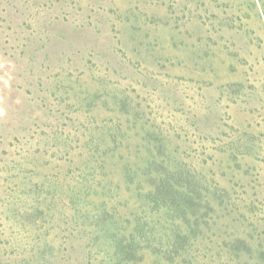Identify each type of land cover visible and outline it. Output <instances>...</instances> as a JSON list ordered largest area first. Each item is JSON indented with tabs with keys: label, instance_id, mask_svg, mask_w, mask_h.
<instances>
[{
	"label": "rangeland",
	"instance_id": "rangeland-1",
	"mask_svg": "<svg viewBox=\"0 0 264 264\" xmlns=\"http://www.w3.org/2000/svg\"><path fill=\"white\" fill-rule=\"evenodd\" d=\"M0 264H264V0H0Z\"/></svg>",
	"mask_w": 264,
	"mask_h": 264
}]
</instances>
